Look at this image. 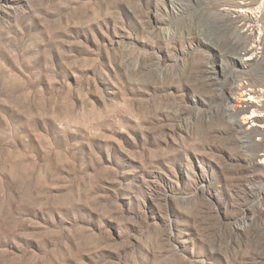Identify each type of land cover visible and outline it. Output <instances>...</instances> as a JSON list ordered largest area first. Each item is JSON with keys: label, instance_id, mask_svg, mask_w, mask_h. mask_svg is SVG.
<instances>
[{"label": "rangeland", "instance_id": "obj_1", "mask_svg": "<svg viewBox=\"0 0 264 264\" xmlns=\"http://www.w3.org/2000/svg\"><path fill=\"white\" fill-rule=\"evenodd\" d=\"M219 7L0 0V264H264V62Z\"/></svg>", "mask_w": 264, "mask_h": 264}, {"label": "bare ground", "instance_id": "obj_2", "mask_svg": "<svg viewBox=\"0 0 264 264\" xmlns=\"http://www.w3.org/2000/svg\"><path fill=\"white\" fill-rule=\"evenodd\" d=\"M203 3L205 6L213 5L216 8L220 6L219 14L222 15V19L227 23V27L220 31L219 34L221 39L225 40L226 51H228L233 63L245 67L251 65L253 61L257 59H259L261 63L264 62V33L263 36L259 38L260 48H263L262 55L258 53L254 45H250L247 41L241 42L238 39L240 36L248 39L253 34L256 28V20L264 22V0H203ZM257 11L262 12L260 19H256L255 14ZM255 71L256 74L262 73L264 69L259 68L258 71ZM249 74L252 76L254 75L250 71L248 72V75ZM254 84L256 83L248 85L239 84V86H237L239 96L236 98V104L232 109V113L236 117L241 115V120L235 117V125L241 136L250 144V148L252 147L251 149L253 150L254 156L251 158V162L255 167L256 157L260 155V149L256 140H254V136L260 134L264 135V128H262L264 123L261 125L262 120L258 116V113V115L254 114V109L251 113L249 112L250 109L255 108V105H257V101H255L257 98V90ZM262 159L264 160V157Z\"/></svg>", "mask_w": 264, "mask_h": 264}]
</instances>
